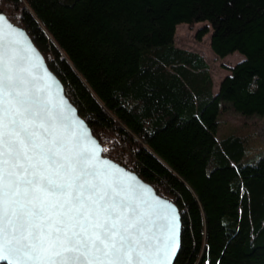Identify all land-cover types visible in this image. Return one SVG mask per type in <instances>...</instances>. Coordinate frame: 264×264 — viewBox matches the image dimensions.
I'll list each match as a JSON object with an SVG mask.
<instances>
[{"label": "trees", "instance_id": "obj_1", "mask_svg": "<svg viewBox=\"0 0 264 264\" xmlns=\"http://www.w3.org/2000/svg\"><path fill=\"white\" fill-rule=\"evenodd\" d=\"M0 10L43 53L104 155L179 206L175 264H264V152L248 159L247 137H219L225 103L264 117V0H0ZM198 23L210 24L216 55L245 56L218 93L205 58L174 41Z\"/></svg>", "mask_w": 264, "mask_h": 264}, {"label": "snow or ice", "instance_id": "obj_2", "mask_svg": "<svg viewBox=\"0 0 264 264\" xmlns=\"http://www.w3.org/2000/svg\"><path fill=\"white\" fill-rule=\"evenodd\" d=\"M5 40L0 27V264H164L175 217L162 244L158 213L96 169L95 149L65 154Z\"/></svg>", "mask_w": 264, "mask_h": 264}, {"label": "water", "instance_id": "obj_3", "mask_svg": "<svg viewBox=\"0 0 264 264\" xmlns=\"http://www.w3.org/2000/svg\"><path fill=\"white\" fill-rule=\"evenodd\" d=\"M0 27L5 34V43L9 45L16 57L19 71L18 77L23 80L22 90L35 98L41 110L50 118L49 123L54 133L62 140L65 154L91 152L95 149L96 158L93 163L96 169L109 180H115L125 187L137 202L151 206L157 213V220L164 230L159 233L161 243L167 242L171 217H175V251L164 264H175L181 249L182 215L179 206L171 199L161 196L148 182L136 172L119 164L104 155L103 144L95 137L88 123L79 114L77 107L68 98L65 86L58 76L50 69L47 60L36 46L27 31L13 23L0 10ZM9 24L12 28H9ZM162 216L168 220L160 219Z\"/></svg>", "mask_w": 264, "mask_h": 264}, {"label": "rangeland", "instance_id": "obj_4", "mask_svg": "<svg viewBox=\"0 0 264 264\" xmlns=\"http://www.w3.org/2000/svg\"><path fill=\"white\" fill-rule=\"evenodd\" d=\"M204 27H210L209 23H198L194 26L181 24L177 27L174 38L176 46L201 54L210 67V73L215 83V93L219 92L223 79L231 73V69L245 59L239 52L233 53L225 58H221L214 53L211 48L210 33L197 39L198 32ZM229 135L245 136L249 140L248 159H253L264 152V117L245 116L235 110L232 105L225 103L219 117V137L225 138Z\"/></svg>", "mask_w": 264, "mask_h": 264}]
</instances>
